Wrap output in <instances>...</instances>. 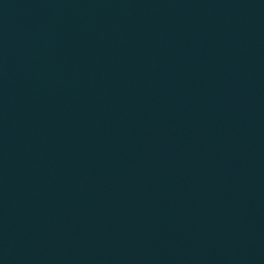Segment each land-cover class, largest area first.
Here are the masks:
<instances>
[{"label": "water", "instance_id": "1", "mask_svg": "<svg viewBox=\"0 0 264 264\" xmlns=\"http://www.w3.org/2000/svg\"><path fill=\"white\" fill-rule=\"evenodd\" d=\"M0 264H264V0H0Z\"/></svg>", "mask_w": 264, "mask_h": 264}]
</instances>
